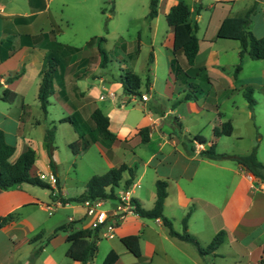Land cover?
I'll list each match as a JSON object with an SVG mask.
<instances>
[{
	"label": "crops",
	"instance_id": "crops-1",
	"mask_svg": "<svg viewBox=\"0 0 264 264\" xmlns=\"http://www.w3.org/2000/svg\"><path fill=\"white\" fill-rule=\"evenodd\" d=\"M51 1L0 0V129L7 143L15 147L10 161L16 162L33 149L31 175L54 173L58 178L57 186L51 188L22 183L0 191V218L15 214L10 221H0V264H82L67 257V237L71 230L93 228L95 215L88 214L85 202L62 204L61 199L80 195L94 175L105 174L122 164L134 169V178L126 186L129 173H123L125 182L121 181L118 196L123 189L131 188V198L151 209L157 198L156 183L164 180L168 183L164 214L172 220L175 230L183 232V219L193 207L187 221L188 232L204 247L221 230L225 231L224 241L216 251L201 256L192 243L171 236L161 218H145L131 212L117 220L109 215V221L117 224L113 237H106L108 230L100 228L98 251L88 264H215V259L226 262L227 256L231 257L229 264H264V182L236 161L211 160L200 154L213 143L216 149L222 145L218 151L221 153L243 155L256 148L259 154L264 141V59L254 60L248 54L241 59V43L217 38V32L225 18L245 15L257 3L258 9L250 15L249 29L263 37L264 0H250L243 14L234 13L238 0H182L190 6V21L197 25L199 51L195 66L205 69L209 81L192 79L201 86L202 93L174 106L188 88L176 80L171 68L174 26L168 24L165 36L160 38L159 25L160 17L166 18L181 0H159L158 15L149 19V10L144 17L148 21V46L153 58L149 63V57L142 74L137 71L142 40L137 46L121 44L130 59L123 68H111V60L103 68L97 41L77 47L59 40L63 29L51 12ZM207 6L219 8L211 31V18L202 24ZM56 26L60 31L53 34ZM50 51L66 63L58 66L55 92L44 114L38 94L45 57ZM239 63L242 68L235 77ZM129 71L141 77V95L123 90L119 77ZM160 80L163 82L159 83ZM6 89L15 94L12 101L2 98ZM247 91L252 92L256 101L253 108L248 104ZM55 103L63 113L51 119L50 106ZM96 108L109 117V130L116 135L115 140L97 134L91 119ZM67 117L76 123L75 128L68 122L74 127L68 146L75 156L85 157L89 153L93 158L91 173L75 195H71L68 181L62 180L59 150L53 152V166L45 143L46 130L53 123L68 124L60 123ZM227 121L233 125L232 134L215 137L214 128ZM142 129H148L146 142L142 141ZM252 130L256 132L255 138L242 144L245 134L252 135ZM195 135H203L208 141L197 143L195 151L189 153L184 141ZM89 136L94 141L80 153L81 137ZM224 137L233 138L223 140ZM110 201L114 200L100 202L98 209L110 214L118 200L111 202L109 209H103ZM60 208L68 212L67 217ZM70 222L73 223L68 230L53 236L58 227ZM129 235L139 237L140 256L122 242ZM225 244L228 250L221 253L219 249Z\"/></svg>",
	"mask_w": 264,
	"mask_h": 264
},
{
	"label": "trees",
	"instance_id": "trees-1",
	"mask_svg": "<svg viewBox=\"0 0 264 264\" xmlns=\"http://www.w3.org/2000/svg\"><path fill=\"white\" fill-rule=\"evenodd\" d=\"M114 3V0L111 1ZM158 3L159 0H151L150 12L148 14L149 19H154L158 15ZM257 3L247 11L245 15L227 17L223 20L221 26L217 32V38L221 39H233L238 40L242 49L240 51V57L248 54L254 60L264 59V36L257 37L250 29V15L257 10ZM190 6L185 1H180L174 5L168 14L166 20L169 25L174 26L175 38L173 48V58L171 60V68L176 77V80L187 86L188 90L185 95L175 101L172 105L186 101L189 99L198 98L202 93L203 89L198 84L191 81L192 79L201 78L209 81L205 69L203 67L197 68L195 66V58L199 51V39L197 36V25L193 24L190 19ZM52 33L55 34L60 31L58 26ZM108 31V30H107ZM105 36L95 38L89 41V45H92L95 41L98 42V48L100 53V65L106 67L110 61V57L106 49L102 46V43L106 41ZM73 49V48H70ZM152 54L150 55L149 63L152 62ZM68 60V59H67ZM66 61L53 54V52L47 53L45 62L42 69V81L39 88V101L44 114L48 112L49 98L55 92L54 81L58 76V66L64 65ZM242 64L239 63L235 68V77L241 70ZM149 67H147V74L145 84L146 86L150 83ZM119 81L123 85L125 93L130 95H141V87L143 81L141 77L134 72H126L119 77ZM15 94L6 89L2 98L5 101H12ZM246 98L250 108L256 104L255 99L252 96L251 91L246 92ZM91 119L95 124V130L101 135V137L115 140L116 135L109 130V117L99 108H96L92 114ZM61 122H69L76 126V123L71 117H67L61 120ZM182 124L178 122V127L181 128ZM56 125L48 128L45 134V143L50 158L51 165H55L53 160V152L56 149L55 145V134ZM233 132V125L231 121L224 122L217 125L214 128V136L220 137L223 135H231ZM142 141L146 142L149 139L148 129H142L140 131ZM94 141V137L91 136L90 140L81 137V150L80 153H84L91 142ZM207 138L203 135H195L192 138L186 137L184 146L189 153L195 151V145L207 143ZM15 151V147L7 143L5 133L0 129V191L19 185L22 183H30L38 185L44 188H51L49 184L40 180L37 176H32L30 173L31 168L35 162V152L33 149L27 150L23 153L16 162L10 161L11 156ZM203 157L211 160H233L242 165L244 168L249 170L254 176L264 182V163L261 162L257 155V149L254 148L248 154H230L221 153L216 150V146L213 143L208 148H205L200 152ZM129 173V179L126 181V186H130L134 178V169L126 164H122L119 167H114L108 172L102 175H94L86 184L85 190L80 195L61 199L62 204L69 202H86V201H106V200H118L119 196L116 190L120 187V183L123 179V173ZM167 186L168 183L164 180H158L156 183L157 187V198L153 208H144L137 199H132L134 206V212L145 218H161L163 224L168 228L171 236L177 237L181 240L192 243L201 256L208 255L217 250V248L223 243L225 238V231H219L212 242L207 246H202L200 240L187 230V221L190 211L183 219V232H178L173 226V222L164 214V203L167 197ZM15 214H9L4 218H0L1 222H7L12 220ZM73 222L58 227L53 236L60 230H68L72 226ZM100 228H87L80 230H71L67 241L69 248L66 252L67 257L71 260L79 261L82 264H88L96 255L98 251L97 239ZM122 242L126 247L136 256L141 255L140 239L137 235H129L122 238ZM42 248V247H41ZM39 248L38 254L41 250ZM264 263V256L262 258ZM61 264H71V262H65Z\"/></svg>",
	"mask_w": 264,
	"mask_h": 264
},
{
	"label": "rangeland",
	"instance_id": "rangeland-1",
	"mask_svg": "<svg viewBox=\"0 0 264 264\" xmlns=\"http://www.w3.org/2000/svg\"><path fill=\"white\" fill-rule=\"evenodd\" d=\"M111 1L112 0H52L51 12L56 16L59 25L63 29L59 40L66 44L84 47L88 41L95 39L94 35H96L97 38L101 37L100 35L106 36L107 42L102 43V46L106 49L112 61L110 63L111 68L113 67L115 70L118 69L119 66L123 68L124 63L130 60L121 48V44L126 42L129 46H137L139 40H142L144 45L137 70L142 74V69L150 57V45L148 46L150 34L147 29L148 21L144 17L150 10L151 0H114V3ZM249 2L250 0H238L235 5L234 13L243 14ZM82 4L84 5L82 6ZM218 11L219 8L211 9L209 6L204 9V21L202 24H207V20L211 18L210 31ZM167 27L168 22L166 18L161 16L159 25L160 38L165 36ZM157 43L158 42H156V44ZM196 79L198 80L195 81H200L201 78ZM160 82H163V80H160L159 83ZM62 113L63 110L59 104L55 103L50 106L51 119L57 118L59 115H62ZM60 123L68 122L60 121ZM54 125H56V127L58 126L59 129V132L55 134V145L59 150L62 161V180L66 179L68 181L69 191L71 195H75L73 193L82 187L83 181H86L87 176L91 173L90 166L93 158H90L89 153H86L87 155H85V157L75 156L68 146L69 135L70 133L73 134L74 127L76 128L75 125L72 124L74 126L72 127L69 123L64 125L58 122L53 123L51 127ZM261 132L264 135V126ZM97 134L101 136L99 133ZM254 135H256L254 130H252V135L245 134L242 144L245 145L247 142H250L251 139L255 138ZM90 138V136L87 137L89 140ZM230 138L233 137H224L223 140H230ZM221 148L222 145L216 150L220 151ZM258 157L260 161L264 163V141L259 150ZM122 182L124 183L125 179L122 180ZM111 202L114 203L115 200L103 206V209H109L111 207L110 204H112ZM60 212L67 217L68 212L66 210L60 208ZM226 250H228L226 244L219 249L221 253ZM228 259H231V257L227 256L226 262L221 261V259H215L217 261L214 263L229 264L230 261Z\"/></svg>",
	"mask_w": 264,
	"mask_h": 264
},
{
	"label": "built area",
	"instance_id": "built-area-1",
	"mask_svg": "<svg viewBox=\"0 0 264 264\" xmlns=\"http://www.w3.org/2000/svg\"><path fill=\"white\" fill-rule=\"evenodd\" d=\"M143 100L147 99V96L142 97ZM37 177L42 180L43 182H46L50 186H57L58 184V178L54 173H39ZM131 188L123 189L119 194L118 199V206L109 212L105 210H99L98 207L100 206V201H86V205L88 206V214L95 215V221L93 223V228L99 227V228H106L108 230V233H106V237H113V233L115 231V228L117 224L114 221H109V215L112 216V218H115L117 220H120L125 217L126 214L134 212V206L132 204V198H131Z\"/></svg>",
	"mask_w": 264,
	"mask_h": 264
}]
</instances>
